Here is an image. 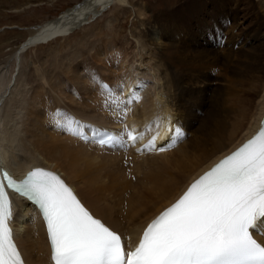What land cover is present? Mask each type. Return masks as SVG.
Returning <instances> with one entry per match:
<instances>
[{"label":"bare ground","instance_id":"obj_1","mask_svg":"<svg viewBox=\"0 0 264 264\" xmlns=\"http://www.w3.org/2000/svg\"><path fill=\"white\" fill-rule=\"evenodd\" d=\"M128 3L85 1L37 27L11 57L0 58L1 164L18 176L36 164L55 170L126 243L136 240L143 223L191 178L252 133L264 110V0H196L174 13L163 11L126 44L129 49L118 61L125 76L111 70L106 76L80 73L77 54L71 59L66 53L60 69L44 75L25 61L29 49L67 37L111 5ZM249 4L257 14L249 26L259 23L263 30L256 26L250 32L244 26L242 12H248ZM139 6L141 16L146 6ZM243 30L251 36L260 33L259 45L250 49V34L243 37ZM213 68L221 71L216 79L223 81L220 88L210 86ZM94 76L119 87L101 93L88 84ZM65 83L78 100L62 95ZM192 98L200 115L186 107ZM69 118L79 122L74 125L78 130L110 127L118 134L127 128L141 134L134 144L96 147L56 126ZM187 131L194 135L187 137ZM153 137L155 145L149 148ZM13 203L11 222L26 264H47L48 246L32 207L19 198ZM254 236L264 243V235Z\"/></svg>","mask_w":264,"mask_h":264},{"label":"snow or ice","instance_id":"obj_2","mask_svg":"<svg viewBox=\"0 0 264 264\" xmlns=\"http://www.w3.org/2000/svg\"><path fill=\"white\" fill-rule=\"evenodd\" d=\"M97 83L108 90L106 83ZM78 124L69 118L56 126L87 139L74 127ZM95 134L100 146H124L138 139L127 128ZM156 138L147 147H154ZM8 190L38 207L54 264H264V243L254 237V232L264 235V129L195 179L147 225L130 251L121 235L95 218L59 175L37 167L19 181L0 172V264H24L9 227Z\"/></svg>","mask_w":264,"mask_h":264},{"label":"rangeland","instance_id":"obj_3","mask_svg":"<svg viewBox=\"0 0 264 264\" xmlns=\"http://www.w3.org/2000/svg\"><path fill=\"white\" fill-rule=\"evenodd\" d=\"M85 1L88 0H0V58L11 57L18 51L22 43L34 33L37 27L59 18L68 11L80 7ZM191 1L194 3L196 0H129L127 5L121 7L111 5L107 10L101 12L94 20L93 17H91V19L88 18V22L90 23L82 25L67 37L58 38L47 44L29 49L24 53L25 61L29 63L30 66L33 65L34 68H38L39 75H41L44 72L51 73L55 70V67L59 70L60 68H58V65H62L63 58L72 57L71 59H76L77 56L75 54H77L80 58L79 64H81L80 73L86 74L87 72L89 75L95 73L98 76H106L108 74H106L105 71L111 70L112 72L115 71L117 74L120 73L125 76L127 70L121 68L118 61L126 55L129 49L126 44L131 40L134 41L133 35L143 31L147 23L154 25V17L161 14L163 11L169 10L174 13L175 10L181 9L184 4L187 5V3ZM140 3L146 6L142 12L143 16H140L136 9ZM140 7L141 6H139V9ZM248 12L246 10L242 12V17L245 18L243 19L245 23L244 26L249 28L250 32L256 30V26L262 29L259 27V23H251L249 26V22L256 21L253 15H257L256 10H254L251 4L248 5ZM158 24L160 23L158 22ZM252 26L255 27L253 28ZM243 31L246 32V30ZM245 32H243V37H248L247 40L248 44L250 42V49L256 46V44L259 45L257 39L261 35L260 33L257 34L258 36L253 33L254 37L253 35L251 36L252 33H249L250 36H247L249 35L247 34L248 31ZM66 53H68V55H66ZM142 54H144V52ZM144 57L148 59L150 56ZM65 61L68 62L69 60ZM63 65L67 66L68 64L63 63ZM214 70L213 68L212 72ZM91 72L93 73L91 74ZM220 75H222L221 71L216 69L211 76V80L214 81H211L212 84H210V86L212 85L215 88L221 87L223 83L222 79H220V82L216 81ZM94 77L96 79L90 81L91 83L88 82V84L93 88L97 86L102 93L103 89H101L97 80L103 83H106V81L97 76ZM106 84L109 87L112 86L114 89L119 87V84ZM190 87L197 92V83H193ZM41 88L42 91L45 92L46 88L43 86ZM62 88L64 90L62 94L64 97L67 94L73 97L74 100L79 99L78 95L73 94L70 84L65 83ZM203 94L206 98H210L209 95L211 96V93L208 95L207 92ZM98 99L102 100L103 98L98 97ZM83 101L94 106L92 101H90V103L85 100ZM186 107H191V109L195 111L197 109V102L195 103L194 98L189 99L186 103ZM51 109L54 111L55 106H52ZM195 113L196 115H200L198 110L195 111ZM197 125L198 124L195 123V126ZM188 134L194 135L193 132L188 133L187 131V137Z\"/></svg>","mask_w":264,"mask_h":264}]
</instances>
